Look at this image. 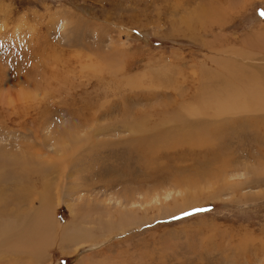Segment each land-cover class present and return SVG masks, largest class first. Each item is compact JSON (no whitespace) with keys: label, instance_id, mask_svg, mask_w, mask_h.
<instances>
[{"label":"rangeland","instance_id":"rangeland-1","mask_svg":"<svg viewBox=\"0 0 264 264\" xmlns=\"http://www.w3.org/2000/svg\"><path fill=\"white\" fill-rule=\"evenodd\" d=\"M261 8L0 0V90L17 105L0 111V171L18 172L3 195L21 205L0 210V231L13 224L0 264H264V111H187L201 85L227 75L218 60L264 68ZM25 20L34 26L14 32ZM89 60L119 76L148 71L157 85L108 91V75L69 74ZM44 71L73 84L31 106L16 97ZM44 195L59 226L18 239Z\"/></svg>","mask_w":264,"mask_h":264},{"label":"bare ground","instance_id":"bare-ground-1","mask_svg":"<svg viewBox=\"0 0 264 264\" xmlns=\"http://www.w3.org/2000/svg\"><path fill=\"white\" fill-rule=\"evenodd\" d=\"M21 19H23V18H21ZM26 21L27 20L21 21L20 25L18 24L19 26L15 27L14 32L20 33L23 30V28H22L23 26L26 25L28 27V25H29V27H30L33 24L31 22L28 23ZM2 23L3 24H0V28L4 27L6 25V22L3 21ZM33 26H34V24H33ZM1 31H2V29L0 30V34H1ZM18 33H16V34H18ZM57 59L58 58L49 59L51 61L52 65H54L55 67L61 65V64H59V61L56 62ZM245 59H243V60H245ZM91 62L92 63H90V60L87 61V64H82L80 66V71L78 68L77 70H75V72H74V70L70 71L69 74L73 73L72 77H74V75H76V77L79 76L80 79L83 77L84 74H86L87 77H98L100 80H104L103 77H106L105 75H108L109 81L106 85V86H108V91L113 90L114 86L117 87L118 84H122L124 86V88L125 87H138V86L140 87V86H143L144 84H147V83L148 84L150 83L151 86L157 85L156 81H158V80H155V78H154L155 76L153 77V75H151V73H149L148 71H144V72L140 71V73L119 76L118 72H117L118 69H116V68L114 69L113 67L108 68V66H104L103 64H101L98 61L95 62L94 60H92ZM218 62L220 64V69L227 73V75L224 76L225 78L227 77V79L221 77V79L219 81L220 83H218L217 86L209 85L206 83H205V85H201L202 88L199 91L197 101L193 104L191 103L189 105V107H188L189 109H187V111L190 112L191 115H194V116H201L203 114L205 115V113H207V112L211 113L212 115H215V114L221 115L222 113L232 114V113H237V112H241V111L248 112V110H252V111L263 110L264 111V68L262 67L263 68L262 69L259 67V69L254 68V69L248 70L247 67L245 66V64H243V63L240 64L236 61L218 60ZM244 67H246V68H244ZM69 74L67 73V75H64L61 72H59V73H48V71H44L42 73H39V74H37V77L32 79L31 85L26 86L24 84H20V86H19L20 88L18 89L19 95H16V97L17 98L21 97L23 99V101H26L28 104L30 102L33 103L35 101L36 102L43 101L45 98H48L50 96V94H52L53 92H55V94L56 93L57 94L62 93L64 88L72 86L70 84L72 83L74 78L72 79V77ZM238 75H239V77L243 76L244 78L250 79L251 80V83L249 82L250 85L247 87L244 84L246 87H243L244 85L242 83L241 85H243V86H238L235 83L236 80L238 79ZM108 76H107V78H108ZM233 77H235V79H233ZM245 81H247V80H245ZM111 82H114L116 84H113ZM101 83H102V81H101ZM105 84H106V81L104 82V85ZM84 85H85V83H84ZM12 96L13 95H12L11 91L8 90L7 88H4V90H0V111L1 112L2 111L7 112L8 116L11 115L10 109H15L17 107V105L15 104L16 103L15 100L12 99ZM38 103H40V102H38ZM28 105L31 106L30 104H28ZM34 106H36V105L34 104ZM0 164H1V161H0ZM16 175H18V172L16 174L15 172L13 173L11 171H8V174L4 175L0 171V210H19V207L21 206L20 202L18 203L17 198H13L11 195H7L6 197H5V195H3L5 193H7L8 187L15 185V183L17 181ZM21 181H23V179ZM9 184L11 186H9ZM46 194L49 196L48 192H46ZM2 197H3V199H2ZM44 200H46L45 195L41 197L40 206L36 209V210H40L37 217H35V218L31 217V219L29 220V222L25 226L24 233L20 232L19 234H17V236H19V237H17L18 239L23 238V240L24 239H33L34 240V239H36L34 237L37 235H40L42 232L47 230L49 225L59 226V223L56 222L55 217H53L52 213L49 212L47 204L42 203ZM12 227H13V224H7L5 226V229L4 228L1 229L2 232L0 231V233H4L5 235H7V238H9ZM31 233H34V235L31 236ZM0 237H2V236L0 235ZM24 242H26V245H27V243H29L30 241L28 242L25 240ZM29 245H30V243H29ZM31 245L36 247L35 245H33V243ZM17 246H20V245H17ZM24 246L25 245H23V247H22L23 249L21 248V246H20V248H21V250L25 251ZM32 246L30 247V249L31 248H32V250L35 249ZM20 248H19V250H20ZM27 252H28V250H27Z\"/></svg>","mask_w":264,"mask_h":264},{"label":"snow or ice","instance_id":"snow-or-ice-1","mask_svg":"<svg viewBox=\"0 0 264 264\" xmlns=\"http://www.w3.org/2000/svg\"><path fill=\"white\" fill-rule=\"evenodd\" d=\"M259 14H260L261 17H264V8L260 9ZM184 215H188V213H184Z\"/></svg>","mask_w":264,"mask_h":264}]
</instances>
